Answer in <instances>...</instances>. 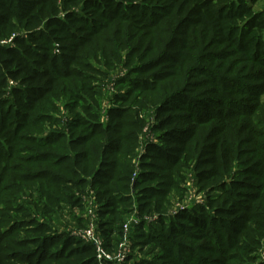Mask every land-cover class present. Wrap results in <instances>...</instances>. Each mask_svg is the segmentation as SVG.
<instances>
[{
    "label": "trees",
    "instance_id": "obj_1",
    "mask_svg": "<svg viewBox=\"0 0 264 264\" xmlns=\"http://www.w3.org/2000/svg\"><path fill=\"white\" fill-rule=\"evenodd\" d=\"M256 2L0 0V264H125L57 234L54 217L98 206L102 246L115 253L125 219L165 210L187 170L205 205L153 233L131 223L134 246L157 251L139 264H263ZM122 59L128 87L103 98L98 84Z\"/></svg>",
    "mask_w": 264,
    "mask_h": 264
},
{
    "label": "rangeland",
    "instance_id": "obj_2",
    "mask_svg": "<svg viewBox=\"0 0 264 264\" xmlns=\"http://www.w3.org/2000/svg\"><path fill=\"white\" fill-rule=\"evenodd\" d=\"M254 9L256 11H264V0H257V2L254 5ZM111 69L112 70L109 69L106 72L105 76L101 79V82L98 84L100 91H102L103 98L104 96L109 98L116 94H122L124 91H126L125 89H127L128 87L126 85L125 80L129 79V76L127 74L129 68L125 67L123 59L120 63H116L114 67ZM133 77H137V76H132L131 78ZM109 105L110 104L108 102L102 103V107L100 110L101 117L105 115V111L107 110V107H109ZM145 111L146 112L143 113L145 116L144 123H146L145 125H148L149 127L151 121L154 122V120L151 119V117L154 114V108L149 107ZM103 118L102 121L104 120ZM145 133L149 135V132H145ZM148 139L151 140L153 139V137H149ZM153 141L154 143H156L154 139ZM183 177L184 180L181 182L177 190L172 191L170 195L169 204L166 205L167 208L165 210L159 212L153 211L151 213L143 214V221H140L137 215L130 214L125 219V222L122 224L124 226L123 229L124 230L127 229L128 231V226L131 223H137V224L141 223L139 227H141L142 231H144L145 233H153L154 228L157 229L160 226L161 218H163L162 221L167 224L168 219H172L173 216H175L176 213L181 210H191L198 206L200 207L204 206L206 201V194L198 192V189L196 187V181L194 180L193 175L189 172V170H187V172L183 174ZM25 196L29 197L30 202L28 200L27 202L30 203V205H32L33 204L32 199L35 198V196L32 197L31 193L29 194V196L28 195ZM88 196H92V191L85 196V199ZM93 197L94 196L87 198V200L91 202L93 200ZM89 206L90 205H86V211H84L83 204H81L80 209H76V208L74 210L66 209L62 213L63 215L57 214L56 217H54V224H53L56 233L64 234L68 232L72 237L80 238L85 242H87V239L92 241H98L102 239L99 231L100 226L98 224L99 223L98 217H96L98 215V206H95V210L93 211V215L91 216L88 214V212L90 210H93L94 208H89ZM24 209L26 210V213L28 209V213L33 217L34 210H31V208H28V206H25ZM17 217L21 218L22 214ZM22 221H25V218H23ZM124 230H122V232L118 234L119 238L116 239L117 235L114 236L117 242L114 251L119 248L120 244H124L125 242L128 244L129 251H128V256L126 257L125 264H139L141 262L150 261L153 258V255L157 254V251L154 250L151 251L152 249L151 246H144V245L139 246L138 244L134 246V240L128 238L129 233L126 234L125 233L126 231ZM139 250H143V251H139ZM14 251H18V250H14ZM259 252L261 251L259 250L257 253L258 259H259ZM19 253H22V251ZM109 254L110 255L116 254V252Z\"/></svg>",
    "mask_w": 264,
    "mask_h": 264
},
{
    "label": "built area",
    "instance_id": "obj_3",
    "mask_svg": "<svg viewBox=\"0 0 264 264\" xmlns=\"http://www.w3.org/2000/svg\"><path fill=\"white\" fill-rule=\"evenodd\" d=\"M147 128L149 129L148 125L145 126L144 130H146V131H144V132H149L148 138H149V137H153L152 133H150V131H149ZM149 142H153V139L149 140ZM139 150H140V152H142V153L144 152V151H143L144 148H143L142 146L139 148ZM88 203L91 204V202H88ZM89 208H92V207L89 206ZM89 208H88V209H89ZM94 210H95V209L90 210V211L88 212V214H89L90 216L93 215V211H94ZM95 216H96V215H95ZM96 217H97V216H96ZM125 231H126V229H125ZM87 242H91V243L95 246L99 258H105V259H107V260L116 261L117 263H122V262L126 259V254H127V252H128V247L125 245V243L119 245V248H118V250L116 251V254H111V255H110L109 253H107V252L104 250V248H103V246H102V239H100V240H98V241H92V240H88V239H87ZM94 242H95V243H94ZM259 262H261V263L264 264V252H263V251L259 252Z\"/></svg>",
    "mask_w": 264,
    "mask_h": 264
}]
</instances>
